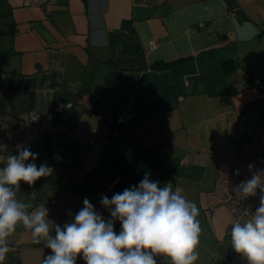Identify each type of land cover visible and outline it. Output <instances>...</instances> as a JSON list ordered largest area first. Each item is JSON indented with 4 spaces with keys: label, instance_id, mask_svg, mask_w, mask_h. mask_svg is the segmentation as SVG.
Here are the masks:
<instances>
[{
    "label": "crops",
    "instance_id": "crops-1",
    "mask_svg": "<svg viewBox=\"0 0 264 264\" xmlns=\"http://www.w3.org/2000/svg\"><path fill=\"white\" fill-rule=\"evenodd\" d=\"M176 58L184 59L153 67ZM249 75L264 80V0H0V112L34 113L67 131L31 140L37 166L54 171L32 186L20 181L17 198L35 192L33 205L45 204L61 226L84 198L108 219L101 197L138 186L147 173L196 203L202 231L194 264H248L231 247L233 214L222 204L208 209L206 194L216 187V158L232 157L257 134L249 109L257 125L264 119L256 109L264 90ZM121 113L126 122H117ZM83 128L111 135L91 144L73 135ZM9 154L18 155L5 154L0 168ZM8 243L17 249L4 264H42L51 253L21 225Z\"/></svg>",
    "mask_w": 264,
    "mask_h": 264
},
{
    "label": "clouds",
    "instance_id": "clouds-1",
    "mask_svg": "<svg viewBox=\"0 0 264 264\" xmlns=\"http://www.w3.org/2000/svg\"><path fill=\"white\" fill-rule=\"evenodd\" d=\"M17 151L18 155L9 154L0 168V264L12 250L8 237L17 225L30 230L34 241H44L51 250L42 264H76L78 257L85 264H157V255L169 258L170 264L198 260L199 209L180 187L173 191L171 182L160 187V182L150 180L146 173L138 186L114 193L111 199L101 197L100 204L110 218L105 219L84 198L83 207L61 226L49 219L45 204L33 205L35 192L27 201L17 198L20 181L32 186L54 171L46 163L37 166L38 154L29 147L18 145ZM252 168L249 165V170ZM257 190L261 193L259 207L250 219H236L230 233L232 249L248 264H264V169H257L234 188L242 197L255 196ZM117 220L119 233L114 230Z\"/></svg>",
    "mask_w": 264,
    "mask_h": 264
},
{
    "label": "built area",
    "instance_id": "built-area-1",
    "mask_svg": "<svg viewBox=\"0 0 264 264\" xmlns=\"http://www.w3.org/2000/svg\"><path fill=\"white\" fill-rule=\"evenodd\" d=\"M43 0H23L25 5H35ZM203 25V23H199ZM157 44L155 39L148 41V47L153 48ZM255 83H260L258 79ZM117 122H126V114L121 113L116 116ZM260 131L243 140L238 147L236 154L230 158H216V187L206 194L207 207L213 210L218 204L225 205L233 214L234 219L242 217L251 218V214L260 205L261 193L257 190L255 196L242 197L238 195L234 188L246 178H251L254 171L264 169V119L259 123ZM67 131L62 125L43 124L34 113H27L21 118H15L7 111L0 112V164L3 156L8 153H18L17 146H29L31 140L39 134H65ZM71 133V132H68ZM77 138L85 139L89 143H94L101 136L111 135V132L98 128H83L80 132L73 134ZM129 135V132L127 133ZM164 151H169L171 146H163ZM203 155L200 156L202 162ZM90 162L83 165L87 169ZM249 165H253L249 170ZM237 170L239 174L237 175ZM12 251L17 249V244H9Z\"/></svg>",
    "mask_w": 264,
    "mask_h": 264
},
{
    "label": "trees",
    "instance_id": "trees-1",
    "mask_svg": "<svg viewBox=\"0 0 264 264\" xmlns=\"http://www.w3.org/2000/svg\"><path fill=\"white\" fill-rule=\"evenodd\" d=\"M186 58V57H184ZM184 58H176V59H172V60H166V61H157L155 63H153V67L156 69H162V68H167L170 65H172L173 63H176L178 61H180L181 59ZM224 67L225 69H231V68H235V64L231 61H224ZM257 78H255L253 75H249L248 76V82H250L251 84H253L255 87H257L259 90H264V80H259L260 83H255V80Z\"/></svg>",
    "mask_w": 264,
    "mask_h": 264
},
{
    "label": "rangeland",
    "instance_id": "rangeland-1",
    "mask_svg": "<svg viewBox=\"0 0 264 264\" xmlns=\"http://www.w3.org/2000/svg\"><path fill=\"white\" fill-rule=\"evenodd\" d=\"M262 103H259L258 105H257V108L256 109H260L262 112H264V104H262ZM253 108H252V110L251 109H249V111H248V117L249 118H246V119H248V121L247 122H249L248 124L249 125H251V122H252V128L251 129H253L254 128V130H256L255 132H259L260 131V126L259 125H257L256 123H257V118H254L253 117V115H252V112H253ZM252 116V117H251Z\"/></svg>",
    "mask_w": 264,
    "mask_h": 264
}]
</instances>
